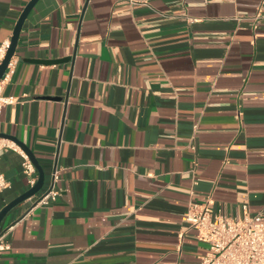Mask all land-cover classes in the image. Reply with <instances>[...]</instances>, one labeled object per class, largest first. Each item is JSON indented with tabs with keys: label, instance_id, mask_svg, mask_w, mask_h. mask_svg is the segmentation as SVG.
I'll list each match as a JSON object with an SVG mask.
<instances>
[{
	"label": "crops",
	"instance_id": "1",
	"mask_svg": "<svg viewBox=\"0 0 264 264\" xmlns=\"http://www.w3.org/2000/svg\"><path fill=\"white\" fill-rule=\"evenodd\" d=\"M30 1L0 0V55ZM0 88V133L45 172L0 264H199L190 203L264 217V0H39ZM22 152L0 212L31 189Z\"/></svg>",
	"mask_w": 264,
	"mask_h": 264
},
{
	"label": "built area",
	"instance_id": "2",
	"mask_svg": "<svg viewBox=\"0 0 264 264\" xmlns=\"http://www.w3.org/2000/svg\"><path fill=\"white\" fill-rule=\"evenodd\" d=\"M4 57L5 53L0 55V65ZM10 67L11 63L8 70ZM13 103L14 98L3 97L0 88V111ZM5 141L0 138V153L5 149H11L23 154L18 146L15 144L10 146L5 144ZM23 174L30 188L34 187L38 181V173L28 157L23 163ZM7 188L9 183L0 173V193ZM58 196L59 193L52 188L38 199L32 209L49 206ZM184 221L188 227L196 230L198 240L208 245L207 253L201 256L199 264H264V217L261 213L238 220L232 219L226 215L223 208L215 212L211 199L207 198L203 202L190 203ZM5 239L6 232L1 233L0 252L8 248Z\"/></svg>",
	"mask_w": 264,
	"mask_h": 264
},
{
	"label": "water",
	"instance_id": "3",
	"mask_svg": "<svg viewBox=\"0 0 264 264\" xmlns=\"http://www.w3.org/2000/svg\"><path fill=\"white\" fill-rule=\"evenodd\" d=\"M39 2V0H31L28 5L25 7L23 10L17 24L15 27V31L13 34V37L11 39V43L6 51L5 57L0 65V82L4 78L8 66L10 65L13 57L15 56L17 45L19 42L20 34L22 31V28L24 26V23L26 19L28 18L29 14L31 11L34 9L36 4ZM73 59L72 58H67V59H61V60H50V61H36L37 63H43V64H60L64 62H71ZM0 138L4 139H11L14 140L20 147L21 149L27 154L29 160L32 162V164L35 166L37 173H38V181L34 187L26 191L24 194H22L20 197L16 198L14 201L9 203L1 212H0V226L2 225L4 219L6 216L16 207H18L20 204L25 202L26 200L36 197L40 192L43 190L44 184H45V172L41 165L39 164L38 160L32 153V151L25 146L23 143H20L16 138L11 137L9 135H5L0 133ZM48 192V191H47Z\"/></svg>",
	"mask_w": 264,
	"mask_h": 264
}]
</instances>
